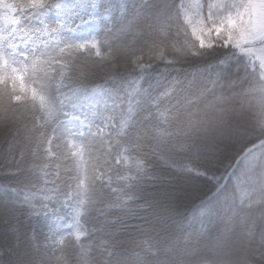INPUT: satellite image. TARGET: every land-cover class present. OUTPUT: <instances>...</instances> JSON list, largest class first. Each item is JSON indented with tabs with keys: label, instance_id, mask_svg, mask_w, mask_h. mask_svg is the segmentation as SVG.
I'll list each match as a JSON object with an SVG mask.
<instances>
[{
	"label": "snow or ice",
	"instance_id": "6c2138e0",
	"mask_svg": "<svg viewBox=\"0 0 264 264\" xmlns=\"http://www.w3.org/2000/svg\"><path fill=\"white\" fill-rule=\"evenodd\" d=\"M0 264H264V0H0Z\"/></svg>",
	"mask_w": 264,
	"mask_h": 264
}]
</instances>
